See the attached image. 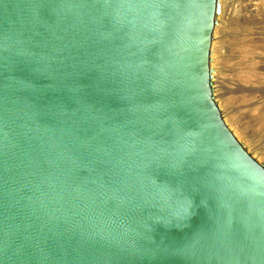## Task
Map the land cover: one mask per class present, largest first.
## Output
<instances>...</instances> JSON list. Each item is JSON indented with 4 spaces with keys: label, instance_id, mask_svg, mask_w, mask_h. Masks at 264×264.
Here are the masks:
<instances>
[{
    "label": "water",
    "instance_id": "water-1",
    "mask_svg": "<svg viewBox=\"0 0 264 264\" xmlns=\"http://www.w3.org/2000/svg\"><path fill=\"white\" fill-rule=\"evenodd\" d=\"M220 0H0V264H264V165L212 80Z\"/></svg>",
    "mask_w": 264,
    "mask_h": 264
},
{
    "label": "rangeland",
    "instance_id": "rangeland-1",
    "mask_svg": "<svg viewBox=\"0 0 264 264\" xmlns=\"http://www.w3.org/2000/svg\"><path fill=\"white\" fill-rule=\"evenodd\" d=\"M212 80L226 123L264 165V0H220Z\"/></svg>",
    "mask_w": 264,
    "mask_h": 264
},
{
    "label": "bare ground",
    "instance_id": "bare-ground-1",
    "mask_svg": "<svg viewBox=\"0 0 264 264\" xmlns=\"http://www.w3.org/2000/svg\"><path fill=\"white\" fill-rule=\"evenodd\" d=\"M255 104V103H254Z\"/></svg>",
    "mask_w": 264,
    "mask_h": 264
}]
</instances>
